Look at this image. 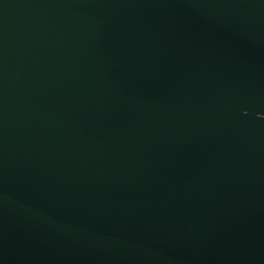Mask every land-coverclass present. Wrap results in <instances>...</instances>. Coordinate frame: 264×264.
I'll return each mask as SVG.
<instances>
[{
	"label": "water",
	"instance_id": "water-1",
	"mask_svg": "<svg viewBox=\"0 0 264 264\" xmlns=\"http://www.w3.org/2000/svg\"><path fill=\"white\" fill-rule=\"evenodd\" d=\"M0 264H264V0H0Z\"/></svg>",
	"mask_w": 264,
	"mask_h": 264
}]
</instances>
